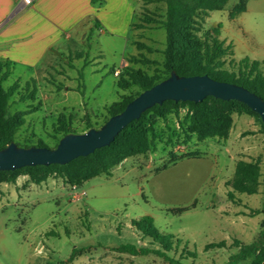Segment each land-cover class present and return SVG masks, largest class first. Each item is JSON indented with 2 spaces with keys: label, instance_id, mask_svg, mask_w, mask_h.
<instances>
[{
  "label": "rangeland",
  "instance_id": "rangeland-1",
  "mask_svg": "<svg viewBox=\"0 0 264 264\" xmlns=\"http://www.w3.org/2000/svg\"><path fill=\"white\" fill-rule=\"evenodd\" d=\"M239 1L229 0L222 9L211 11L199 32L214 35L215 29L219 31L218 38L230 46V54L222 57L229 69L232 61L245 56L264 60V0H248L246 11L232 17L231 9ZM135 4L128 27L115 19V32L82 35L78 44L46 67L37 71L21 65L12 68L3 85L18 83L9 100L11 112L23 114L15 142L21 146L42 142L55 148L65 126L76 133L87 131L89 122L99 128L109 119L112 103L137 88L119 87L120 75L114 69L133 64L155 73L158 63H129L127 59L143 53L163 62L166 30L133 24L140 22L147 8L164 13L166 4L164 0H135ZM137 41L155 50H140ZM32 79L36 94L22 100V94L34 86ZM216 106L225 120L230 119L225 137L201 138L192 126L195 112L188 103L165 115L149 112L145 120L153 148L125 158L112 168L111 175L78 180L76 174L87 165L86 158L75 160L62 173L52 167L40 182L27 170L15 182L0 174V264L226 263L239 250V242L254 241L264 224V213L256 211L264 205V123L259 114L238 102ZM241 159L259 163L258 192L235 191L230 199L236 163ZM145 216L153 218L159 233L171 236L166 241L172 249L166 252L172 260L153 252L134 255L116 249L123 244L160 248L153 235L145 234L149 227L145 231L137 227L136 222ZM221 241L223 247H207Z\"/></svg>",
  "mask_w": 264,
  "mask_h": 264
},
{
  "label": "trees",
  "instance_id": "trees-1",
  "mask_svg": "<svg viewBox=\"0 0 264 264\" xmlns=\"http://www.w3.org/2000/svg\"><path fill=\"white\" fill-rule=\"evenodd\" d=\"M145 1L151 2L153 0ZM164 2L166 4L164 13L160 14L147 8L140 22L133 24L137 28L157 26L166 30L167 41L165 48L162 50L164 60L159 62L148 58L143 53L132 54L128 57L129 63H158L160 66L153 74L142 68H136L133 64L123 66L119 72L120 78L117 81V85L123 88H130L134 85L137 88L130 95L124 96L121 101L112 103L109 107L110 116L121 112L142 91L167 78L172 70H176L180 75L208 74L215 79L243 85L264 98V60L251 59L249 56H245L237 63L232 61V67L229 69L225 67V61L222 60V57L230 54V46H224V40L218 38V35H220L219 31L215 29L213 31L214 35L210 32H206L203 35L199 34L203 29L205 17L211 11L222 9L229 0H164ZM247 3L248 0H240L236 3L231 9V16L235 17L246 11ZM136 45L140 50L145 48L151 52L155 50L143 41H137ZM12 68V62L0 60V149L14 141L16 129L23 123V114L21 112L12 113L9 102L11 96L18 88V83H14L8 88L3 85L11 74ZM32 81L34 82L33 88L26 94H22V100L35 96L37 91L36 80L32 79ZM26 86L29 89V82H27ZM233 102L242 104L251 113L258 115L247 104L235 99L223 100L214 96H207L200 102L168 99L163 104H155L147 109L140 118L131 121L109 145L97 148L87 156H80L65 164H40L24 166L15 170H0V174H5L7 181L15 182L18 175L22 171L27 170L31 173L33 179L40 182L46 179L52 167H57V171L62 173V169L68 168L75 160L86 158L88 160L87 165L76 174L78 180L86 181L98 175H111L112 168L125 158L136 154H147L153 148L154 144L148 137V122L145 120L149 112L155 111L165 115L180 104L188 103L195 112L192 126L199 130L201 138L208 135L225 137L228 135L230 119L225 120L223 113L218 110L216 105L221 103L223 106H227ZM211 110H213L212 116L209 115ZM201 125L202 127H200ZM92 127L94 126L89 122L88 129ZM69 132L75 131L65 126L63 136ZM39 146L45 145L40 142ZM261 174V167L258 162L238 160L232 181L233 189L229 191L230 199H234L235 191L249 194L257 193ZM256 211L257 213H264V205ZM136 224L142 231L149 227L150 231H145V234L149 235L148 233H150L153 235L155 238L154 243L160 242V248H138L133 244H123L116 249L134 255H147L153 252L172 260L166 252L172 249L171 243L166 241L171 236L159 233L153 225L151 216L143 217L141 222H136ZM239 243V250L232 254L230 259L224 264H237L240 260L248 258H252L249 264L264 263V224L254 241L251 243ZM224 245L225 242L221 241L210 244L207 247H223ZM73 257L74 254L68 261H72ZM174 261L179 263L178 260Z\"/></svg>",
  "mask_w": 264,
  "mask_h": 264
},
{
  "label": "crops",
  "instance_id": "crops-1",
  "mask_svg": "<svg viewBox=\"0 0 264 264\" xmlns=\"http://www.w3.org/2000/svg\"><path fill=\"white\" fill-rule=\"evenodd\" d=\"M135 13V0H0V60L37 71L82 35L115 32V19L128 27Z\"/></svg>",
  "mask_w": 264,
  "mask_h": 264
},
{
  "label": "water",
  "instance_id": "water-1",
  "mask_svg": "<svg viewBox=\"0 0 264 264\" xmlns=\"http://www.w3.org/2000/svg\"><path fill=\"white\" fill-rule=\"evenodd\" d=\"M18 9L19 7L7 19ZM207 96L241 101L257 112L264 123V98L256 92L234 82L215 79L208 74L180 75L172 70L167 78L142 91L121 112L110 116L101 127H92L82 133L69 132L61 137L55 148L21 146L15 141L10 142L0 149V170L68 163L109 145L131 121L140 118L143 112L155 104H163L168 99L200 102Z\"/></svg>",
  "mask_w": 264,
  "mask_h": 264
},
{
  "label": "built area",
  "instance_id": "built-area-1",
  "mask_svg": "<svg viewBox=\"0 0 264 264\" xmlns=\"http://www.w3.org/2000/svg\"><path fill=\"white\" fill-rule=\"evenodd\" d=\"M26 4H30L31 3V0H23ZM119 70L117 69L116 71H115V74H119Z\"/></svg>",
  "mask_w": 264,
  "mask_h": 264
}]
</instances>
